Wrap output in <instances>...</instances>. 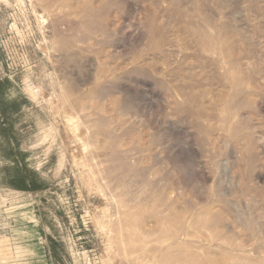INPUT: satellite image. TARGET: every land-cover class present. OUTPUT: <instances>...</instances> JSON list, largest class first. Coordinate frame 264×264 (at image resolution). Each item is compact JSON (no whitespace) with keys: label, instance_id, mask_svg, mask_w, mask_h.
Instances as JSON below:
<instances>
[{"label":"rangeland","instance_id":"obj_1","mask_svg":"<svg viewBox=\"0 0 264 264\" xmlns=\"http://www.w3.org/2000/svg\"><path fill=\"white\" fill-rule=\"evenodd\" d=\"M0 264H264V0H0Z\"/></svg>","mask_w":264,"mask_h":264}]
</instances>
